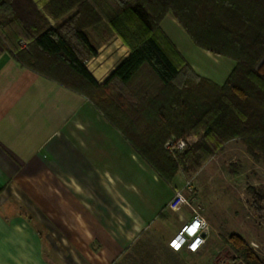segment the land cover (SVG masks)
Listing matches in <instances>:
<instances>
[{
	"label": "trees",
	"instance_id": "trees-1",
	"mask_svg": "<svg viewBox=\"0 0 264 264\" xmlns=\"http://www.w3.org/2000/svg\"><path fill=\"white\" fill-rule=\"evenodd\" d=\"M167 13L195 46L234 60L221 86L180 56L160 26ZM112 34L129 52L97 82L85 60ZM0 44L21 66L86 97L167 184L187 148L172 156L164 142L202 124L264 150V0H49L43 11L32 0H0ZM225 242L243 264H264L239 235Z\"/></svg>",
	"mask_w": 264,
	"mask_h": 264
},
{
	"label": "crops",
	"instance_id": "crops-1",
	"mask_svg": "<svg viewBox=\"0 0 264 264\" xmlns=\"http://www.w3.org/2000/svg\"><path fill=\"white\" fill-rule=\"evenodd\" d=\"M32 1L43 11L49 0ZM165 20L179 24L167 13L161 28ZM183 44L219 65L193 64L198 75L226 80L233 59ZM128 52L110 35L85 66L101 82ZM175 177L164 182L86 97L21 66L0 44V264H54L29 214L75 254L69 264H189L168 246L190 218L168 207Z\"/></svg>",
	"mask_w": 264,
	"mask_h": 264
},
{
	"label": "rangeland",
	"instance_id": "rangeland-1",
	"mask_svg": "<svg viewBox=\"0 0 264 264\" xmlns=\"http://www.w3.org/2000/svg\"><path fill=\"white\" fill-rule=\"evenodd\" d=\"M161 29L190 66L200 65L207 71L219 68L201 51L187 49L183 42L190 39L179 24L170 26L165 20ZM20 45L24 43L20 42ZM209 118L207 115L206 119ZM203 129L202 124V128L185 135L189 144L174 175L177 189L208 222L202 249L194 254H184V260L189 264H243L225 242L230 234L239 235L264 260V150L251 145L241 134L222 138ZM28 217L29 223L36 228L41 226L46 234V258L54 264H69L75 254L61 245L47 224L33 221V215ZM166 227L170 232L169 224Z\"/></svg>",
	"mask_w": 264,
	"mask_h": 264
},
{
	"label": "built area",
	"instance_id": "built-area-1",
	"mask_svg": "<svg viewBox=\"0 0 264 264\" xmlns=\"http://www.w3.org/2000/svg\"><path fill=\"white\" fill-rule=\"evenodd\" d=\"M189 144L187 137L171 136L164 142V149L172 156L184 151ZM169 209L176 211L179 208H186L190 218L184 222L176 234L168 241V246L173 251L194 254L202 249L207 233L208 222L205 217L188 201L181 190H176L168 202Z\"/></svg>",
	"mask_w": 264,
	"mask_h": 264
}]
</instances>
